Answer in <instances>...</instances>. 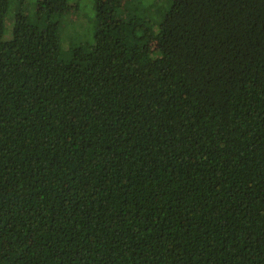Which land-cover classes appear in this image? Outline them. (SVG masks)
<instances>
[{"label": "trees", "instance_id": "1", "mask_svg": "<svg viewBox=\"0 0 264 264\" xmlns=\"http://www.w3.org/2000/svg\"><path fill=\"white\" fill-rule=\"evenodd\" d=\"M81 1L0 0V264H264V0Z\"/></svg>", "mask_w": 264, "mask_h": 264}, {"label": "rangeland", "instance_id": "2", "mask_svg": "<svg viewBox=\"0 0 264 264\" xmlns=\"http://www.w3.org/2000/svg\"><path fill=\"white\" fill-rule=\"evenodd\" d=\"M158 0H136L135 4L133 5V7L136 8L134 12V14H131V12L129 13V15H139L140 18L145 19L148 23H150L151 25H158L159 23H157V16L158 14L164 9V7L166 6L164 3L162 2H158ZM165 2V0H163ZM155 3V7L154 8H150L151 5ZM166 3V2H165ZM129 5V4H128ZM129 6H127L126 10H128ZM139 7V8H138ZM36 8V5L33 4L31 5L27 10H34ZM145 9V11H144ZM158 10L160 12H158ZM63 11L66 15H69L71 20L74 21V23L76 24H71V27H69L67 25L68 30L73 31L74 27L76 28L75 30H80L81 33H84L83 29H88V31L90 33H87V35L84 36L83 41L84 42H91L92 41V25L89 21V19L95 17V12H96V8L95 5L93 4L92 0H82L80 6H76V5H71V6H65L63 8ZM144 11V12H143ZM159 20V19H158ZM70 21V19H69ZM156 28V27H155ZM154 28V29H155ZM68 30L65 29V36L63 35V44L62 46L65 47L67 44V41L71 40L72 42H74V45H79L77 43H79V41H77V35L76 33H68ZM112 33H115V31H111ZM67 35V36H66ZM91 37V38H90ZM75 39V40H73ZM82 39V37H81ZM82 41V42H83ZM73 46V45H70Z\"/></svg>", "mask_w": 264, "mask_h": 264}]
</instances>
